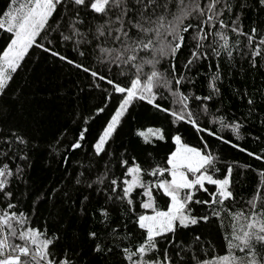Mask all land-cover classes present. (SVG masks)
<instances>
[{
  "label": "snow or ice",
  "instance_id": "1",
  "mask_svg": "<svg viewBox=\"0 0 264 264\" xmlns=\"http://www.w3.org/2000/svg\"><path fill=\"white\" fill-rule=\"evenodd\" d=\"M0 264H264V0H0Z\"/></svg>",
  "mask_w": 264,
  "mask_h": 264
}]
</instances>
